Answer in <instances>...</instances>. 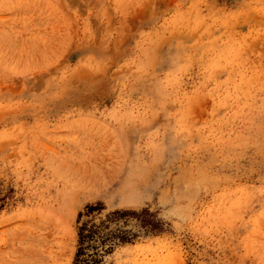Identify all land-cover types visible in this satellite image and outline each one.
Here are the masks:
<instances>
[{
  "label": "rangeland",
  "instance_id": "obj_1",
  "mask_svg": "<svg viewBox=\"0 0 264 264\" xmlns=\"http://www.w3.org/2000/svg\"><path fill=\"white\" fill-rule=\"evenodd\" d=\"M98 201L165 223L104 264H264V0H0V264Z\"/></svg>",
  "mask_w": 264,
  "mask_h": 264
},
{
  "label": "trees",
  "instance_id": "obj_2",
  "mask_svg": "<svg viewBox=\"0 0 264 264\" xmlns=\"http://www.w3.org/2000/svg\"><path fill=\"white\" fill-rule=\"evenodd\" d=\"M77 250L73 264H104L119 246L165 231V223L149 208L108 209L102 201L87 204L77 220Z\"/></svg>",
  "mask_w": 264,
  "mask_h": 264
}]
</instances>
